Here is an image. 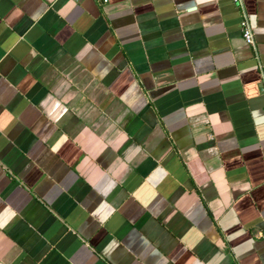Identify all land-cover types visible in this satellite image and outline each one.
<instances>
[{"label":"crops","instance_id":"0c3cea01","mask_svg":"<svg viewBox=\"0 0 264 264\" xmlns=\"http://www.w3.org/2000/svg\"><path fill=\"white\" fill-rule=\"evenodd\" d=\"M0 264H264V0H0Z\"/></svg>","mask_w":264,"mask_h":264},{"label":"built area","instance_id":"2783aa9c","mask_svg":"<svg viewBox=\"0 0 264 264\" xmlns=\"http://www.w3.org/2000/svg\"><path fill=\"white\" fill-rule=\"evenodd\" d=\"M232 4L241 8L243 10V0H231ZM240 29L243 41L251 45L253 43V35H252V29L249 24V21L245 15L242 16L240 21Z\"/></svg>","mask_w":264,"mask_h":264}]
</instances>
